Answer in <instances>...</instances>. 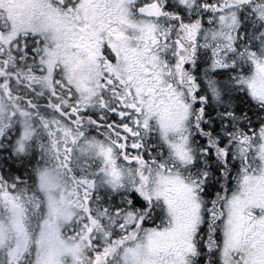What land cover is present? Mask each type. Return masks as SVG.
Masks as SVG:
<instances>
[{
  "label": "snow or ice",
  "instance_id": "snow-or-ice-1",
  "mask_svg": "<svg viewBox=\"0 0 264 264\" xmlns=\"http://www.w3.org/2000/svg\"><path fill=\"white\" fill-rule=\"evenodd\" d=\"M0 264H264V0H0Z\"/></svg>",
  "mask_w": 264,
  "mask_h": 264
}]
</instances>
